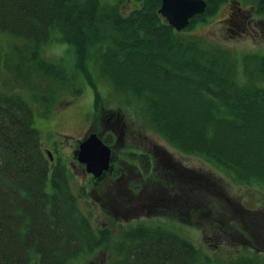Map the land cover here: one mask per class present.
I'll return each instance as SVG.
<instances>
[{"label": "trees", "instance_id": "trees-1", "mask_svg": "<svg viewBox=\"0 0 264 264\" xmlns=\"http://www.w3.org/2000/svg\"><path fill=\"white\" fill-rule=\"evenodd\" d=\"M204 1L205 13L185 31L230 3ZM247 1L264 16V0ZM135 2L125 15L121 1L0 0V31L26 41L17 51L25 61L11 66L15 80L45 116L58 92L81 93L77 73L94 92L95 110L102 85L139 103L153 129L181 154L206 159L240 184L264 187V55L239 59L182 37L158 14L161 0ZM52 32L73 48L75 73L43 56L57 41ZM32 124L30 105L0 92V264H30L34 254L38 264H68L109 245L112 233L95 229L79 209L65 167L54 164L50 171ZM108 138L102 140L107 146ZM131 155L148 171V156ZM113 240L107 264H259L243 254L221 263L160 225L138 223Z\"/></svg>", "mask_w": 264, "mask_h": 264}, {"label": "rangeland", "instance_id": "rangeland-1", "mask_svg": "<svg viewBox=\"0 0 264 264\" xmlns=\"http://www.w3.org/2000/svg\"><path fill=\"white\" fill-rule=\"evenodd\" d=\"M100 1L109 5L121 1L125 15L139 5L135 0ZM230 2L207 22L179 34L205 46H220L239 59L243 54L264 55V16H256L247 0ZM59 38L52 32L57 41L44 49L43 56L75 73L73 48ZM20 49H26V41L0 31V92L17 94L30 105L32 126L52 164L50 171L54 164L63 165L79 209L95 229L107 227L112 233L109 245L84 252L68 264L109 263L113 239L138 223L173 231L221 263L243 254L255 255L264 264V187L240 184L206 159L181 154L153 129L139 103L122 100L102 85V101L95 110L94 92L77 73L81 93L58 92L49 102V113L41 115L40 105L15 80L12 67L25 61L17 59ZM35 82L40 89L45 87L43 80ZM92 133L110 140V169L100 179L87 174L77 161L79 144ZM131 154L148 156V171ZM46 189L51 190L49 181ZM38 259L34 254L30 264H38Z\"/></svg>", "mask_w": 264, "mask_h": 264}, {"label": "water", "instance_id": "water-1", "mask_svg": "<svg viewBox=\"0 0 264 264\" xmlns=\"http://www.w3.org/2000/svg\"><path fill=\"white\" fill-rule=\"evenodd\" d=\"M205 10L204 0H161L158 14L179 33L188 27L191 19L204 14ZM48 156L51 160V155ZM110 156V148L94 133L78 146L77 161L94 179H100L109 171Z\"/></svg>", "mask_w": 264, "mask_h": 264}, {"label": "flooded vegetation", "instance_id": "flooded-vegetation-1", "mask_svg": "<svg viewBox=\"0 0 264 264\" xmlns=\"http://www.w3.org/2000/svg\"><path fill=\"white\" fill-rule=\"evenodd\" d=\"M231 3H232V2H230L229 5H231ZM237 5H239V4H237ZM251 9H253V7H252ZM251 9H250V10H251ZM238 10L240 11L241 8H238ZM253 11H254V10H253ZM85 139H86V138H85ZM85 139H84V140H85ZM84 140H83V141H84ZM136 155H137V154H136ZM51 161H52V159H51ZM111 174H112V173H111Z\"/></svg>", "mask_w": 264, "mask_h": 264}]
</instances>
